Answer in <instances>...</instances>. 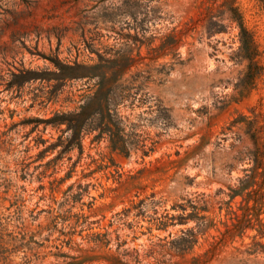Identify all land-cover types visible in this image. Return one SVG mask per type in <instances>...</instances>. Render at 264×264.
<instances>
[{
	"label": "rangeland",
	"instance_id": "374dc122",
	"mask_svg": "<svg viewBox=\"0 0 264 264\" xmlns=\"http://www.w3.org/2000/svg\"><path fill=\"white\" fill-rule=\"evenodd\" d=\"M243 117L259 0H0V264H264Z\"/></svg>",
	"mask_w": 264,
	"mask_h": 264
},
{
	"label": "trees",
	"instance_id": "16d2710c",
	"mask_svg": "<svg viewBox=\"0 0 264 264\" xmlns=\"http://www.w3.org/2000/svg\"><path fill=\"white\" fill-rule=\"evenodd\" d=\"M261 5L263 6L264 8V0H259ZM242 48L245 52V56L248 57L251 61L248 65V71L250 72L254 66V63L252 62V57H251V47H250V44H249V40H248V37L246 35V33L243 31V34H242ZM248 72V73H249ZM84 107V106H83ZM243 122H245L246 126H247V129H248V132L251 131V136L254 138V141H255V148L253 150V160H254V164H255V167L258 168V167H262L263 168V174H264V161L263 158H264V146H261L259 145V128L256 127V121L255 119H248L246 117H243L241 119H239ZM238 121V120H237ZM72 126V125H71ZM73 127V126H72ZM75 128H79V125H76ZM237 192H239V190H233V193L236 194Z\"/></svg>",
	"mask_w": 264,
	"mask_h": 264
}]
</instances>
